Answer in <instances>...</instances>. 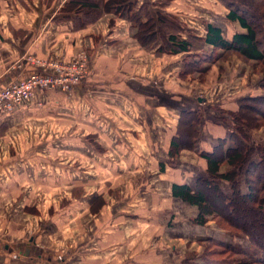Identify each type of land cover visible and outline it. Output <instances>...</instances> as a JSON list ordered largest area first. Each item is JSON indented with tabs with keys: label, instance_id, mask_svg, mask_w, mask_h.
<instances>
[{
	"label": "crops",
	"instance_id": "crops-1",
	"mask_svg": "<svg viewBox=\"0 0 264 264\" xmlns=\"http://www.w3.org/2000/svg\"><path fill=\"white\" fill-rule=\"evenodd\" d=\"M66 1L0 0V87L43 70L29 59L30 56L71 62L81 51H86L90 63L89 74L70 92L60 88L43 89L12 112H0V166L2 172L6 162L11 161L10 165L14 166L23 161V158L7 157L10 150L32 151L33 154L41 148L47 150L49 157H44V161L40 159L43 164L67 166L63 177L78 176L91 182L92 190L83 183L77 184L75 192L79 197L71 192L72 197L61 200L63 207L71 199L86 202L84 208L90 215L89 221L81 222V233L80 227L77 229L74 256L69 248L49 250L41 238L32 236L12 242L0 239V262L184 264L187 258L200 263L206 237L218 240L230 235L219 228L211 216L204 224L194 222L198 206L173 194L174 182L194 185L199 176L207 175V161L194 149H182L175 162L169 159L168 147L177 129L180 111L189 107L203 110L206 104L221 99L225 107L234 109L235 97L258 91L264 80L259 73L251 74L253 69L237 55L221 58L223 49L214 51L207 45L204 52L214 51V59L205 60L196 70L204 77L200 85L204 86L205 95L197 96L193 91L179 97L181 84H188L189 80L197 83L196 71L181 77L185 61L199 59L197 55L157 54L155 49L142 46L132 36L134 24L131 21L114 13H104L87 26L76 28L68 13L62 12ZM136 1L140 5L144 0ZM190 1L179 0L175 7L177 17L194 33L205 36L206 22L221 26L228 36L243 30L238 22L227 19L228 7L220 0H195L196 5L189 7ZM151 2L153 11L160 8L161 0ZM254 76L257 78L253 79ZM205 83L210 84L209 87ZM165 91L170 95L164 97ZM206 118L203 137L196 143L200 150H212L219 138L228 137L234 129V125L229 129L224 123H218L211 114H206ZM16 122L23 125L16 126L13 124ZM33 124H39L38 130L32 131ZM11 128L14 134L6 141L4 136ZM21 128L27 131L23 136ZM29 130L31 139L26 136ZM253 134L254 131L252 138ZM39 135H42L41 140L37 141ZM88 135L96 136L98 144ZM64 143L61 151L74 158H53L54 149L63 148ZM80 146L90 151V155H85ZM123 152H129L128 157L121 158ZM106 153L108 159L101 158ZM101 160L110 167L107 175L101 176L102 181L96 173ZM35 161L28 156L22 166H33ZM123 166L133 167L139 173L133 175ZM72 167L75 175L68 172ZM12 176L19 182V177ZM52 176L49 174V179ZM112 177L120 181L114 183ZM96 192L103 194L106 203L92 212L88 200ZM50 211H54V206Z\"/></svg>",
	"mask_w": 264,
	"mask_h": 264
},
{
	"label": "trees",
	"instance_id": "trees-1",
	"mask_svg": "<svg viewBox=\"0 0 264 264\" xmlns=\"http://www.w3.org/2000/svg\"><path fill=\"white\" fill-rule=\"evenodd\" d=\"M178 1L161 0L160 8L153 11L151 0H144L140 5L136 0H67L62 12L68 13L76 28L87 26L104 13H114L131 21L132 36L142 46L155 49L157 54L197 55L199 59L185 61L181 77L201 68L205 60H213L214 51L219 48L224 50L221 58L235 54L244 62L264 64V0H220L228 7L227 19L238 22L243 29L230 36L224 34L221 26L210 22H206L205 36L194 33L177 17ZM207 45L214 50L211 54L204 52ZM261 87L262 91L235 97L234 109L225 107L221 99L206 104L203 110L189 107L180 111L179 123L168 147L169 159L175 162L182 149H194L206 159L207 175L199 176L194 185L174 182V196L198 206L194 222L204 224L211 216L230 236H246L251 243V248H239L224 239L206 237L202 260L196 264H264V142L251 141L252 130L264 126V82ZM206 114L213 115L218 123L234 125L230 135L219 138L212 150L196 147L203 137ZM88 138L96 142L94 136L88 135ZM88 202L90 210L97 212L106 199L96 192ZM25 210L40 214L35 207L26 206ZM224 254L228 258L219 257ZM184 264L195 263L186 258Z\"/></svg>",
	"mask_w": 264,
	"mask_h": 264
},
{
	"label": "rangeland",
	"instance_id": "rangeland-1",
	"mask_svg": "<svg viewBox=\"0 0 264 264\" xmlns=\"http://www.w3.org/2000/svg\"><path fill=\"white\" fill-rule=\"evenodd\" d=\"M190 1V0H189ZM195 0L190 1V5H196L194 2ZM197 5H200L197 3ZM203 7V6H199ZM216 7L218 10H220V6L216 4ZM175 9V8H174ZM232 24V23H230ZM234 27V26H233ZM252 70L251 74L253 72H256L257 74L261 75L262 81L264 80V64L260 62H248L247 64ZM196 71V70H195ZM90 72V63L88 60V66H87V72L85 76H87ZM194 78H197V83H191V80H189V83L187 84L184 82V84H181L177 93H179V97L186 96V94H189L190 92L194 91V94L197 96H204L206 92L204 86L200 85V81L202 76L199 74V71H196ZM254 73V74H256ZM253 74V75H254ZM223 77H225V73H222ZM257 77H253V79H256ZM204 79V77L202 78ZM230 80V79H229ZM226 80H224V83ZM256 82V81H253ZM206 86L209 87L210 84L205 83ZM258 87V86H256ZM231 87L227 86V89H230ZM57 89V88H52ZM62 89V88H60ZM236 89V87L234 88ZM262 87L260 89H257L258 91H262ZM64 90V89H63ZM67 92H70L68 90H65ZM39 92V91H38ZM37 94V93H36ZM35 94V95H36ZM170 95L168 91H165L164 97ZM186 98V97H185ZM183 98V99H185ZM169 99V98H168ZM175 101V98L173 99ZM176 102V101H175ZM40 106L43 105L42 103H39ZM10 120V119H9ZM16 126H22L23 122H16L13 123ZM33 130H38L40 126L37 124H33ZM12 127V125H10ZM229 129L230 126H225ZM14 130L15 127L13 128ZM12 128L5 134L4 138L6 141L10 140L12 138V135L14 132ZM22 136L25 135L27 131H25L24 128L19 129ZM258 130V131H257ZM254 131L252 140L255 142H264V126L253 129ZM256 131V132H255ZM31 134V130L28 131ZM28 133V134H29ZM27 135L30 139L32 138L31 135ZM41 136L39 135L37 138L38 140H41ZM63 138L62 136H59ZM95 141L98 144V141ZM58 140V139H54ZM65 141V140H63ZM106 141V138L103 137V142ZM65 143L62 145L63 148H57L53 151V158H56L58 160L62 159H73L74 156L72 154L64 153L61 151V149H64ZM80 150H83V153L88 155L90 151H87L85 148L82 149V147H79ZM10 154L8 153L7 157L9 158H23V161L21 160V163L19 165H12L11 161L6 162L5 166H3V170L1 172L2 167L0 166V239H3L5 242H12V241H19L21 239H27L28 237H38L41 238L43 244H45V248L52 250V249H67L72 250L73 256H74V249L76 248V236H77V229L80 227V233H81V222H87L89 221V214H87L85 210L86 202L81 201L80 199H71L69 200L68 204L66 201L65 207L61 206V200L65 199L66 197H72L71 192L73 196L75 194L79 195V193L73 191L72 189L76 187L77 184L83 183L87 189L92 190L91 182L90 181H83L78 176H73L72 178L69 177H63L64 169L69 168L67 166H59L57 164H53L52 166L45 165L42 163L41 160L44 161V157H49V152L43 148L40 150L34 151V154L32 151H28L30 154H28L27 151H21L17 152V150H10ZM46 153V156H45ZM90 155V154H89ZM128 153L121 154V158L128 157ZM33 159L35 158V164L33 166L27 167L22 166L24 162V159L27 158ZM111 156L115 157V154H111ZM106 157H109V154H105V156L101 155V158L108 159ZM11 164V165H10ZM25 168V171H24ZM72 169H69V173L73 175L75 172L74 167ZM78 169H82L81 167H76ZM86 168V167H84ZM123 169H126L129 172H133V175H136L139 173L138 170H135L133 167L130 166H123ZM20 169V172H17ZM29 170V172L27 171ZM110 169V167L106 166L103 161L101 160V164L98 167V172L96 168V173L99 174L100 181H102V177L107 175V171ZM51 170V172H50ZM66 172V171H65ZM16 175V177H19V182L13 177L12 175ZM49 174L53 175L51 179H49ZM76 172L74 173V175ZM147 174V172H146ZM47 175V176H45ZM132 175V174H131ZM102 176V177H101ZM62 177V178H61ZM10 178V179H9ZM12 179V180H11ZM112 179H114L112 177ZM120 179H114V183L119 182ZM100 184H103V182H100ZM99 184V185H100ZM123 185V183H121ZM95 186V185H94ZM81 189V187H80ZM66 195V196H65ZM90 196V195H89ZM63 204V203H62ZM27 205H30V207H35L39 210V213L41 212V215L37 216L35 213L28 212L25 210V207ZM54 206V211H50V209ZM150 209V208H149ZM51 212V213H50ZM86 213V214H85ZM161 213V212H159ZM164 215H166L164 213ZM246 237V236H243ZM238 237V239H232L234 238L232 236L226 237L221 236V239H224L225 241L231 242L236 247H250L251 243L249 238H243ZM235 242V244H234ZM250 243V244H249ZM67 252V251H66ZM70 252V251H69ZM219 257H224L225 259L228 258V254L220 255ZM74 260V257L73 259ZM71 263H74L71 262ZM2 264V262H0ZM14 264H16V261H14Z\"/></svg>",
	"mask_w": 264,
	"mask_h": 264
},
{
	"label": "built area",
	"instance_id": "built-area-1",
	"mask_svg": "<svg viewBox=\"0 0 264 264\" xmlns=\"http://www.w3.org/2000/svg\"><path fill=\"white\" fill-rule=\"evenodd\" d=\"M29 59L43 70L0 87V112H12L17 105L31 100L43 89L62 88L71 91L85 77L89 55L81 51L71 62L46 61L32 56Z\"/></svg>",
	"mask_w": 264,
	"mask_h": 264
}]
</instances>
